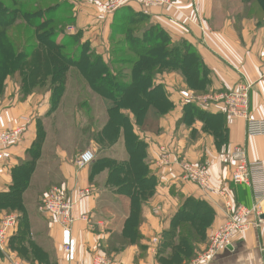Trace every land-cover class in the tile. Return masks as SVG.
<instances>
[{
    "label": "crops",
    "instance_id": "0c3cea01",
    "mask_svg": "<svg viewBox=\"0 0 264 264\" xmlns=\"http://www.w3.org/2000/svg\"><path fill=\"white\" fill-rule=\"evenodd\" d=\"M67 1L76 16L72 35L79 33L81 41L88 43L106 63L119 31L116 27L122 25L129 13L141 14L147 24L161 27L173 41H185L198 51L213 82L210 93L204 96L232 90L243 78L253 81L249 116L264 120V83L259 80L264 62V24L249 17L237 20L240 0H172L175 7H128L112 15L101 9L110 0ZM155 82L170 96L173 110L143 128L135 125L132 115L121 111L129 116L135 132L146 143L147 163L157 182L155 194L142 206L139 235L134 242L125 237L130 201L107 183L106 170L91 181L93 166L80 169L64 161L66 182L62 190L66 195L72 200L79 191L89 188L94 196L80 202L76 209L77 216L90 217L92 225L81 220L74 225L76 255L73 261L62 256L60 247L64 235L56 223L42 217L45 226H41L47 238L33 233L34 241L44 243V239H48L51 254L58 264H92L99 252L112 258L115 264H160L157 256L164 233L171 230L175 216L182 208L192 210L202 205L212 212L213 221L206 230L205 241L198 244V256L209 248L211 238L227 220L220 191L231 188L238 202L252 203L253 192L242 186L234 187L232 174L239 164L236 152L242 149L249 163L258 164L264 176V137H249L246 120L231 117L223 105L196 101L195 98L202 96L188 88L182 74H159ZM20 93L19 84L7 78L0 92V132L23 125L25 118L29 124L21 142L8 148L9 158L0 162V193L9 191L13 185L12 170L25 160L36 138V123L49 110L46 106L50 103V92L31 93L23 100ZM188 103L221 117L223 136L220 137L223 138L208 130L202 120L184 118ZM185 163L207 166L213 191L185 181L182 178ZM100 178L103 182H99ZM29 220L34 224L41 222L39 217ZM163 251L167 256L170 253V249ZM10 253L16 256V252L11 250ZM9 260L0 253V264H10ZM210 264H264V218L260 229L236 237L231 250H222Z\"/></svg>",
    "mask_w": 264,
    "mask_h": 264
},
{
    "label": "trees",
    "instance_id": "16d2710c",
    "mask_svg": "<svg viewBox=\"0 0 264 264\" xmlns=\"http://www.w3.org/2000/svg\"><path fill=\"white\" fill-rule=\"evenodd\" d=\"M240 2L237 20L252 17L260 25L264 24V19L261 20L264 0ZM131 16L138 19L129 21ZM128 17L122 22L123 28L121 25L115 30L122 34L130 59H111L106 63L88 43L80 40L79 33H67L76 19L73 6L67 0H0V92L4 90L5 80L10 78L19 84L21 100L31 93L49 89L54 105L77 74L102 100L113 103V109L132 115L140 128L174 108L164 87L156 84L157 75L180 73L190 90L202 95L210 93L211 73L193 46L185 41H173L159 26H151L141 36L130 37L131 31L126 30L125 25L131 28L145 17L133 12ZM119 64L125 65V71L117 72ZM184 118L202 120L208 130L223 138L220 137L223 136L221 117L188 103ZM121 120V124H116L109 119L102 129L94 130L92 141L104 152L121 143L126 158L122 161L105 156L99 158L93 165L90 180L106 170L109 173L107 183L129 199L130 214L124 235L134 242L142 223V206L155 194L157 182L147 163L146 143L135 132L128 115L122 114ZM38 145L35 140L33 147ZM30 150L28 153H32L33 149ZM36 160L38 154L34 153L31 161H23L13 168V185L9 191L0 193V214L10 210L21 213H16L18 230L10 241L12 251L21 259L30 264H58L50 251L33 240L28 223L25 194L36 171ZM212 221V212L202 205L192 210L182 208L171 230L164 233L158 262L190 264L198 254V244L205 241ZM165 249H170L168 256Z\"/></svg>",
    "mask_w": 264,
    "mask_h": 264
},
{
    "label": "built area",
    "instance_id": "2783aa9c",
    "mask_svg": "<svg viewBox=\"0 0 264 264\" xmlns=\"http://www.w3.org/2000/svg\"><path fill=\"white\" fill-rule=\"evenodd\" d=\"M137 7L141 9H151L154 7H175L172 0H110L107 5L101 7L107 14H114L123 8ZM70 34L74 33V28H68ZM264 83V62L259 79ZM255 83L247 78L238 82L236 87L226 92L198 97L200 102L212 105L221 104L225 107L226 113L234 118L246 120V134L249 137H264V120L250 118L251 95ZM29 120L10 130L0 132V162L9 158L8 148L21 142L27 131ZM163 152L166 151L163 149ZM239 164L232 174L231 183L234 187L242 186L253 192V201L247 205L236 200L231 188L223 189L220 195L227 220L222 229L218 231L210 240L209 248L197 256L192 264H210L219 252L233 246L236 237L249 233L252 230L260 229L263 222L264 203V176L258 164H250L244 150L236 152ZM96 161V156L92 151L83 152L77 161L80 169L90 167ZM182 178L190 183L199 185L201 188L213 191L211 187L210 175L207 166H194L190 163L182 165ZM94 196L92 189H84L78 192L75 199H70L66 193L59 188L51 189L40 202L38 211L45 218L56 223L63 230V241L61 243V253L64 259L71 262L76 255V240L73 237V227L78 220L92 225L90 217L85 215L77 216V206L85 199ZM18 230L17 216L4 215L0 221V253L6 254L7 243ZM10 264H22L14 255H9ZM92 264H115L112 258L105 253L99 252Z\"/></svg>",
    "mask_w": 264,
    "mask_h": 264
},
{
    "label": "rangeland",
    "instance_id": "374dc122",
    "mask_svg": "<svg viewBox=\"0 0 264 264\" xmlns=\"http://www.w3.org/2000/svg\"><path fill=\"white\" fill-rule=\"evenodd\" d=\"M233 7L235 9V6ZM253 11L254 9H252L251 13H253ZM136 19H138L136 16L128 17L129 21H134ZM263 19L264 18L261 20ZM128 26L129 25H125L126 30L131 31L129 35L130 37L141 36L144 31H147L151 27V25L147 24L144 18L140 19L138 25H131V28H128ZM18 31L21 33V28L18 29ZM67 33H69L68 29ZM122 39L123 36L119 32L108 52L107 60H109V62L111 59H130V57L126 55V47L123 46L124 40ZM116 70L117 72L125 71V65H117ZM67 89L66 93L63 94V97L60 98L58 103H54L53 105L52 101H50L49 105L46 106V109L49 108L48 112L40 117L36 123L35 140H37L39 145L36 148L32 145L30 148V151L33 149L32 153H27L25 160L20 161H31L32 154H38L36 171L31 178L29 189L25 194L28 223L31 226L32 232L37 234L45 235V229L41 226L43 224L42 217L45 218V216L38 211L40 202L51 189L55 187L65 189L64 186L66 179L63 171L64 161H70L74 167L79 168L77 166L78 158L83 152L88 150L92 151L96 156V161L91 166L103 156L118 161H122L126 158L125 150L121 143L113 145L104 152L101 150L100 146L92 141L94 130L99 131L102 129L109 119L114 120L117 124H121L122 112L119 113L117 109H113V103L102 100V98L91 91L87 84H85L77 74L73 75V80L69 81ZM45 92L50 91L47 89ZM199 96L204 95L200 94ZM25 120L26 118L23 120L24 123ZM19 163L17 166L20 165ZM99 182H103V179L100 178ZM102 191L103 189H101V192ZM16 213L18 215L21 214L10 210L3 211L0 214V217L4 215L17 216ZM30 217H39L41 222L34 224L33 222H30ZM33 225L35 226L34 229ZM43 225L45 226V224ZM15 234H13V237ZM44 237H46V235ZM46 238L44 239V243L41 241L38 243H41L43 248L51 253V244ZM10 241L11 239L7 243V248L5 250L6 254H3L4 257H8V260L10 259L9 255H11L10 252L12 250ZM15 255L22 264H30L21 259V256L17 253Z\"/></svg>",
    "mask_w": 264,
    "mask_h": 264
},
{
    "label": "water",
    "instance_id": "95a60500",
    "mask_svg": "<svg viewBox=\"0 0 264 264\" xmlns=\"http://www.w3.org/2000/svg\"><path fill=\"white\" fill-rule=\"evenodd\" d=\"M263 218H264V216H263ZM228 249H230V250H231V247H229Z\"/></svg>",
    "mask_w": 264,
    "mask_h": 264
}]
</instances>
